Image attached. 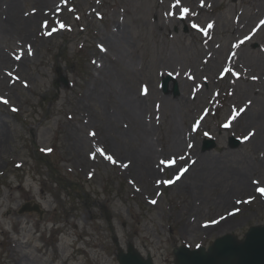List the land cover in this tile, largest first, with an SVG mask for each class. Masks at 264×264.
Segmentation results:
<instances>
[{"label": "rangeland", "instance_id": "obj_1", "mask_svg": "<svg viewBox=\"0 0 264 264\" xmlns=\"http://www.w3.org/2000/svg\"><path fill=\"white\" fill-rule=\"evenodd\" d=\"M58 1L59 13L29 32L32 62L18 73L12 69L6 83L0 75V264H120L118 252L130 243L155 264H174L177 246H209L227 233L243 238L264 224L259 172L249 175L253 191L234 190L227 205V189L218 185L223 179L215 180L219 170L200 172L196 187L182 188L176 170L185 174L189 159L175 170L166 166L153 187L125 170L111 150V121L104 115L111 114L110 97L97 93L104 77L111 80L106 37L121 22L139 69L137 91L153 87V100L177 98L186 81L194 99L202 88L205 100L186 121L188 143L198 141L199 151L233 171L255 165L264 151L254 148L249 125L237 123L255 102L240 118L234 105L238 92L254 101L264 97V0ZM37 8L32 1L21 6L23 13ZM8 42L3 45L12 54L17 41ZM243 51L244 65L236 59ZM217 52L227 62L213 74L203 72L202 63ZM231 59L240 65L233 69ZM163 66L178 68L182 79L163 73ZM160 121L159 129L170 127ZM206 140L214 146L206 148Z\"/></svg>", "mask_w": 264, "mask_h": 264}, {"label": "bare ground", "instance_id": "obj_2", "mask_svg": "<svg viewBox=\"0 0 264 264\" xmlns=\"http://www.w3.org/2000/svg\"><path fill=\"white\" fill-rule=\"evenodd\" d=\"M27 1L38 4L35 12H22V3ZM60 6L58 0H0V75L3 74L1 75V83H6L7 74H12V69H14L13 73H18L22 64L32 62L33 55L29 45L31 41L29 32L38 25L40 19L49 20L56 16L59 13ZM106 38L111 44V71L108 70L111 74V80L104 77L102 85H98V88L103 91L98 90L97 93L104 92V95L110 97L111 114L106 111L104 115L109 117L111 121V141L114 143V146L111 144V150L121 158L119 165L144 182H147L148 179L150 187H153L156 177H160L162 170L167 169L166 166L169 165L172 170H175L179 160L189 159L187 163L190 165L185 170V174L181 173L180 168L176 170L179 180L182 181L180 184L183 189L188 190L196 187L201 175L200 172H211L212 169H215L219 172L211 174L217 173L218 176L215 180L223 179L222 181L219 180L218 185L227 189L223 195V203L231 204L233 200V196H231L233 193L231 192L234 190H237L238 193L252 192L254 181L249 179L250 172H259L264 175V159L255 165L233 171L231 166L227 167L221 159L217 162L209 154L199 151L198 141L197 144L194 143L193 145L188 143L192 134L190 129L186 127V121L192 117L198 106L197 104L205 100V90L201 88L196 98L192 99L186 94L185 88L188 83L184 81L180 83L183 85V89L177 98L162 97L158 99L157 97L156 100H153L155 95L153 87L151 90L146 89L145 92L142 90L137 91L136 84L137 77L140 76L139 69L131 62L132 56L130 48L127 46L125 25L117 22L115 29L111 30ZM12 39H16L17 43L15 49H11L14 50V53L10 54V49H5L3 44L8 40L7 47L12 46ZM236 59L244 65L247 62V52H238ZM223 60H225L223 55L217 52L214 57L211 55L207 58V63H202L200 69L203 72L213 74L215 66ZM232 60H230V63L236 64L233 66V69H235L240 64ZM103 67L106 69L104 65ZM233 69L229 74L230 77H233L231 76L234 73ZM163 73H171L179 81L183 75V72L179 71L178 68L172 69L170 66H163ZM191 73L198 74L196 70H192ZM13 79V84L19 82V79ZM226 83L232 88V95L236 96L231 82ZM97 84L96 82V86ZM8 88L13 87L8 85ZM259 93L261 94L262 91ZM245 94L248 95L245 97L247 99L239 98ZM250 95L248 92L237 93L236 97L238 99L235 101L239 102L234 105V108L237 110L238 118L244 115L255 102V105L250 108L246 116L238 119L237 123L239 125H249L246 128V133L250 139L254 138V148H260L264 151V97L260 96L257 100L254 98V101L251 98L253 95ZM161 119L169 122L170 127L165 130L159 129L156 121L160 123ZM256 127L257 129H254ZM165 133L168 138L166 143L163 144L161 137ZM123 143L124 145H122ZM161 146H164L166 151ZM120 147L125 149L124 152ZM166 156L167 158H165ZM192 158H194L193 162H191ZM191 173L195 174V178L189 182L186 178H190ZM153 178L155 179L154 182ZM146 185L149 187L148 184ZM224 224H232V220L224 221Z\"/></svg>", "mask_w": 264, "mask_h": 264}, {"label": "water", "instance_id": "obj_3", "mask_svg": "<svg viewBox=\"0 0 264 264\" xmlns=\"http://www.w3.org/2000/svg\"><path fill=\"white\" fill-rule=\"evenodd\" d=\"M63 80L67 82L66 78ZM167 83L168 78L164 80L165 86ZM205 146L213 147V140H207ZM26 209L32 210L30 207ZM174 254V264H264V224L251 226L243 238L227 233L208 247L190 249L177 246ZM117 257L120 264H155L151 254L144 256L133 243L126 250L119 251Z\"/></svg>", "mask_w": 264, "mask_h": 264}, {"label": "snow or ice", "instance_id": "obj_4", "mask_svg": "<svg viewBox=\"0 0 264 264\" xmlns=\"http://www.w3.org/2000/svg\"><path fill=\"white\" fill-rule=\"evenodd\" d=\"M185 12H187V9L184 10ZM63 26V25H62ZM210 27V26H209ZM17 59H19V57H17ZM5 103H7V101H5ZM248 137H245V139H247ZM109 159H111L109 157ZM177 179H179V176L177 177ZM168 183H171V181H168ZM258 191H260L261 193H264V189H258ZM153 203H155V201H153Z\"/></svg>", "mask_w": 264, "mask_h": 264}, {"label": "trees", "instance_id": "obj_5", "mask_svg": "<svg viewBox=\"0 0 264 264\" xmlns=\"http://www.w3.org/2000/svg\"><path fill=\"white\" fill-rule=\"evenodd\" d=\"M44 155V154H43ZM46 156V155H45Z\"/></svg>", "mask_w": 264, "mask_h": 264}]
</instances>
